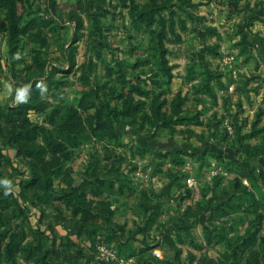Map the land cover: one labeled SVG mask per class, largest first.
I'll use <instances>...</instances> for the list:
<instances>
[{"label":"rangeland","instance_id":"1","mask_svg":"<svg viewBox=\"0 0 264 264\" xmlns=\"http://www.w3.org/2000/svg\"><path fill=\"white\" fill-rule=\"evenodd\" d=\"M0 264H264V0H0Z\"/></svg>","mask_w":264,"mask_h":264},{"label":"crops","instance_id":"2","mask_svg":"<svg viewBox=\"0 0 264 264\" xmlns=\"http://www.w3.org/2000/svg\"><path fill=\"white\" fill-rule=\"evenodd\" d=\"M248 29H250L252 31V33H260L263 34V28H259L258 26H250L249 28H244L241 30V34L243 35V38L241 36H238L239 39H247L246 36L249 35V39H252L253 41L256 40V34H250V32L248 31Z\"/></svg>","mask_w":264,"mask_h":264},{"label":"clouds","instance_id":"3","mask_svg":"<svg viewBox=\"0 0 264 264\" xmlns=\"http://www.w3.org/2000/svg\"><path fill=\"white\" fill-rule=\"evenodd\" d=\"M5 183H6V184H9V183H10V181H5ZM8 190L10 191V189H8Z\"/></svg>","mask_w":264,"mask_h":264},{"label":"built area","instance_id":"4","mask_svg":"<svg viewBox=\"0 0 264 264\" xmlns=\"http://www.w3.org/2000/svg\"><path fill=\"white\" fill-rule=\"evenodd\" d=\"M104 249H105V248H104V247H102V248H101V251H103Z\"/></svg>","mask_w":264,"mask_h":264}]
</instances>
